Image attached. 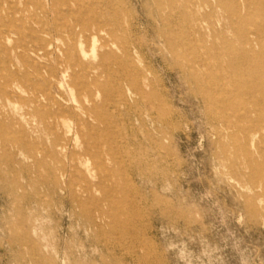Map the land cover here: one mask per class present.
<instances>
[{"label":"rangeland","instance_id":"rangeland-1","mask_svg":"<svg viewBox=\"0 0 264 264\" xmlns=\"http://www.w3.org/2000/svg\"><path fill=\"white\" fill-rule=\"evenodd\" d=\"M215 3L0 0V264H264V91L211 82L209 49L240 44L215 23L232 0L227 11ZM240 24L260 29L262 53L264 9ZM79 35L84 61L103 63L105 89L91 96L77 67L72 90L58 83ZM39 39L52 42L50 59L34 54ZM259 60L252 69L264 73ZM43 93L71 108L57 120L68 138L90 120L78 142L56 143L41 114L57 105L32 102ZM89 182L101 183L99 207Z\"/></svg>","mask_w":264,"mask_h":264},{"label":"bare ground","instance_id":"bare-ground-1","mask_svg":"<svg viewBox=\"0 0 264 264\" xmlns=\"http://www.w3.org/2000/svg\"><path fill=\"white\" fill-rule=\"evenodd\" d=\"M215 1H216L215 5L212 6L213 10L218 11V10L225 9V11H227L226 8L228 7L230 0H215ZM232 3H233L231 5L232 7L230 8L232 11L231 15L230 16L229 15L220 16L219 18H217L215 23L216 24L222 23L224 30L232 29V30L236 31L238 34L237 40H238V43H240V44L237 45V44H235V42H233V40L231 38L225 37L223 39V44H221V46L217 45V43H216L209 49L208 56L205 59V63L209 64L210 69H211L210 80L214 85H222V83L224 82V80H226V78L228 76L229 77L233 76L238 82H244V81L247 82L249 80V81L253 82L256 86H258V88L260 90L264 91V88L260 85V82L263 79L264 73H262V71H255L252 69L256 65V63L258 61H260L259 59L261 57H264V51L259 54L254 49V45L258 44L260 41L259 40V37H260L259 30L260 29L255 27V28L247 31L246 28L244 27V29L242 30L243 26L240 24V21L244 18L245 15H247L250 12V9L252 7L258 8L261 10L264 9V0H232ZM198 8L201 9L202 4H198ZM227 9H229V8H227ZM211 26H212L213 31L215 32V24L212 23ZM97 29H98V26H97ZM61 30H62V28L60 27V25H56L55 30L53 32L59 34ZM73 35L76 37V34H73ZM47 37L48 36H46L45 38L47 39ZM80 37L81 36L79 35L78 39H77L78 40V48L75 46H72L71 48H69L70 54L69 53L68 54L71 57L70 65L60 69L59 73L62 75V79L59 80L58 83H59V87L62 88L63 90H67V89L72 90L73 85L68 80L69 77L70 78L72 77V75L69 72V69L71 67H77L79 70L82 71L83 87L86 88L88 95L91 96L92 95V86L98 87L102 90L105 89V87L101 83L98 82V77L100 76V73H101L100 70L101 69L103 70V63L89 64V63H86L84 61V57L87 55V52H86L85 48L83 47L84 40H82V38H80ZM38 42H39L40 46L33 49L34 54H36L38 56V58L50 59L51 57L54 56V52L50 51V49L52 47L51 41H48L46 43V41H44V39H39ZM45 43H46L47 48L44 45ZM220 48L222 50H224V52L222 54H218L216 52L217 49H220ZM59 50L62 51L61 52L62 54H67L66 51L63 50L62 48H59ZM105 54H106V57H108L110 60L119 59V57L112 52L111 53H105ZM36 60L38 61V59H36ZM33 64H34V62H33ZM217 64H220V66L217 67ZM38 65L39 66H37L35 64L34 67H35L36 73L38 75H40L43 67H41L40 64H38ZM129 67H127V68H129ZM132 70H133V67H132ZM142 79H144V78H142ZM50 86H51V84H50ZM60 94H62V93H60ZM41 97L45 99L46 104L55 103L57 105L56 109L48 110L46 112H43L41 115H42V117H51L53 119L51 124H47V128H48V130H50L53 133L56 143L61 145L63 149L66 148L65 145L61 144L64 140L69 141V140L75 139V141L78 142L79 137H81V129H80L81 124L84 126H87L88 128L92 127L90 120L83 119L82 117H80V118H78L76 127L70 128L67 131V134H69L72 137V138H68L67 136H65L64 134H62L58 131L59 130V128H58L59 123L57 122V120L63 114L71 113V111H72L71 108L66 106L61 101L53 100V98H51L50 96H47L45 93L41 94L40 97H34L32 99V102L33 103H36V102L42 103L44 99H42ZM90 98H88L89 101H90ZM76 103H77V109L81 110L85 114L91 115V114H94L96 112V109H97L96 106L87 107L86 105H84L81 102H78L77 100H76ZM263 121L264 120L261 119L258 124L260 125ZM256 130L257 129H253L252 131H250V134L252 133L253 136H256L257 135ZM95 142L97 143V141H95ZM71 152H73V151H71ZM95 153H97V152H95ZM86 154H88V153L86 152ZM96 155H95V157H96ZM88 170L91 171L90 169H88ZM62 176H65V173H63ZM100 184L101 183L89 182L88 185L85 187L86 192L91 195L90 201L96 202L98 204V207H99V203H98L96 197L93 196V192L98 187H100L99 186ZM106 192H107L106 199L108 201L113 200V198L109 197L110 189L106 190ZM114 202H111L112 206L118 207L114 204ZM113 216H114V218L118 217V212H114ZM121 223H124V222H121Z\"/></svg>","mask_w":264,"mask_h":264}]
</instances>
